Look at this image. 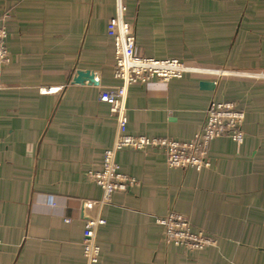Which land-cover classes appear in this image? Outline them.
<instances>
[{
    "label": "crops",
    "instance_id": "obj_1",
    "mask_svg": "<svg viewBox=\"0 0 264 264\" xmlns=\"http://www.w3.org/2000/svg\"><path fill=\"white\" fill-rule=\"evenodd\" d=\"M123 2L139 54L198 72L130 87L128 133L192 142L210 105L225 103L244 113V143L212 142L202 172L170 169L159 151L122 150L120 172L136 185L101 207L92 176L118 131L100 102L121 85L107 34L118 0H0L11 57L0 72V264H82L84 202L105 222L100 264H264V0ZM78 72L96 84L74 85ZM43 87L64 91L45 98ZM173 211L217 247L191 260L165 245L158 220Z\"/></svg>",
    "mask_w": 264,
    "mask_h": 264
},
{
    "label": "built area",
    "instance_id": "obj_2",
    "mask_svg": "<svg viewBox=\"0 0 264 264\" xmlns=\"http://www.w3.org/2000/svg\"><path fill=\"white\" fill-rule=\"evenodd\" d=\"M127 11L123 0H118L115 15L107 21V34L114 44V79L121 85L104 90L100 95V102L107 105L111 113L118 115L116 139L104 154L102 170L92 176L102 191L101 207L111 200L113 194L127 192L136 185L133 178L120 172L116 156L122 150L130 149L144 155L149 150L159 151L170 169L192 168L201 172L210 166L208 150L212 142L228 138L234 143L243 144L245 140L241 129L244 113L232 104L225 103L211 104L206 122L192 142L180 143L167 138L132 136L128 133L125 103L130 87H142L151 80L163 83L182 80L190 73H195V70L176 59L155 60L139 54L132 23L127 19ZM7 39L6 30L0 28V72L11 63ZM38 91L41 97L47 98L60 96L64 90L43 87ZM66 223L70 224L71 221L66 220ZM158 223L164 228L166 243L185 251L197 252L218 244L202 232H193L185 216L170 214ZM104 225L105 222L101 219L86 224L82 264H100L101 248L97 242V234Z\"/></svg>",
    "mask_w": 264,
    "mask_h": 264
},
{
    "label": "water",
    "instance_id": "obj_3",
    "mask_svg": "<svg viewBox=\"0 0 264 264\" xmlns=\"http://www.w3.org/2000/svg\"><path fill=\"white\" fill-rule=\"evenodd\" d=\"M72 83L74 85L96 84L95 78L91 76L89 72L86 73L78 72ZM214 88H215V84L212 83L204 82L201 84L202 90L212 91L214 90ZM97 214H98V209L94 203L84 202L82 204L81 216L83 220L87 221V223L93 222L96 219Z\"/></svg>",
    "mask_w": 264,
    "mask_h": 264
},
{
    "label": "rangeland",
    "instance_id": "obj_4",
    "mask_svg": "<svg viewBox=\"0 0 264 264\" xmlns=\"http://www.w3.org/2000/svg\"><path fill=\"white\" fill-rule=\"evenodd\" d=\"M180 61V60H179ZM195 73H198V72H195ZM194 74V73H193ZM149 82H147L145 85H143L142 87H145L147 84H148ZM213 104V103H212ZM211 106V105H210ZM126 111V110H125ZM126 113V112H125ZM210 152V148H209V150H208V153ZM209 160H210V156H209ZM212 167V165L210 164V166H209V168L208 169H204V170H210V168ZM174 169H176V168H174ZM179 169H183V170H193V171H195V172H198V171H196L195 169H192V168H179ZM202 172V171H201ZM171 214H174V215H182V216H185L186 218H187V220H188V222H189V224H190V226H191V229H192V231L193 232H196L194 229V226H193V224H192V222H191V220L186 216V215H183V214H180V213H177V212H172ZM160 220V219H159ZM158 220V221H159ZM202 233H204L208 238H210V239H212V240H214V241H219V239H218V237H216V236H214V235H212V234H210V233H206V232H202ZM164 236H165V233H164ZM164 236H163V243L165 244V245H167V246H170L169 244H167L166 243V241H165V238H164ZM218 245V244H217ZM217 246H215V247H206L205 249H203V250H199V251H197V252H194V251H185L184 249H183V251H184V254H186V255H188L189 256V259H191V260H196V259H198V257L199 256H201L202 254L204 255V253L205 252H207V251H209V249H212V248H216Z\"/></svg>",
    "mask_w": 264,
    "mask_h": 264
}]
</instances>
